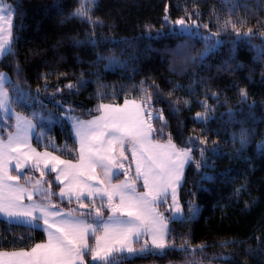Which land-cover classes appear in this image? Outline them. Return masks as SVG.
I'll return each mask as SVG.
<instances>
[{
    "label": "trees",
    "instance_id": "trees-1",
    "mask_svg": "<svg viewBox=\"0 0 264 264\" xmlns=\"http://www.w3.org/2000/svg\"><path fill=\"white\" fill-rule=\"evenodd\" d=\"M7 1L16 9L15 54L0 60V71L10 77L6 86L13 107L31 118L36 114L35 146L76 160L78 142L66 114L87 119L101 112V104L141 102L146 88L153 108L163 109L164 132L180 148H192L193 159L201 161L199 169L189 162L179 189L183 217H173L170 196L156 206L168 223L170 242L188 240L204 249H151L124 254L117 264H264V0H95L89 5L91 21L72 15L85 0ZM178 19L199 27L181 31L174 24ZM226 20L235 28L225 29ZM249 29L253 34L244 35ZM212 33L219 35L209 38ZM110 58L117 63L109 67ZM241 89L247 91L246 101ZM175 100L180 104L174 112ZM206 108L210 118L196 119ZM13 121L0 123L13 129ZM152 123L159 128V122ZM153 139L166 142L168 137ZM40 170L44 180L54 181L47 169L24 171L40 179ZM141 184L137 181V189H144ZM60 187L55 181L51 185L53 192ZM52 203L69 211L77 208L75 200L57 196ZM190 205L198 209L195 215ZM103 212L110 214L106 208ZM46 239L42 228L9 224L0 217V249L30 248ZM94 243L90 236L89 244Z\"/></svg>",
    "mask_w": 264,
    "mask_h": 264
},
{
    "label": "snow or ice",
    "instance_id": "snow-or-ice-1",
    "mask_svg": "<svg viewBox=\"0 0 264 264\" xmlns=\"http://www.w3.org/2000/svg\"><path fill=\"white\" fill-rule=\"evenodd\" d=\"M89 5L94 6L95 0H85L72 15L91 21L92 7ZM14 11L16 9L11 5H4V0H0V60L15 54L11 30ZM174 24L181 31H188L193 26L199 27L195 22L192 25L186 24L184 19H178ZM229 26L235 28L230 20H226L223 27L227 29ZM252 34L251 29L244 33L246 36ZM218 35L212 33L209 38ZM219 43L217 41L216 45L206 48L201 55H207ZM115 63V58H110L109 67ZM9 81L8 74L0 72V121H15L14 132H7L6 139L0 135V217L9 224L37 228L43 225L47 239L30 248L12 251L0 249V264H89L85 256L95 264H117L118 257L124 254L144 253L151 249L162 251L171 247L192 253L204 249V244L192 246L188 240L179 245L170 242L163 214L156 211L155 205L167 203L171 195L172 204L169 208L174 217L180 216L183 210L175 194L183 180L184 167L189 162L194 163L198 169L202 165L201 161L193 159L192 148H178L171 134L164 132L167 120L163 109L153 108L152 93L148 89H141V103L133 102L131 110L126 99L123 106L99 105L98 110L102 114L89 121L68 117L80 144L79 161L73 164L51 153H38L31 148L29 140L36 128V114L29 118L15 112L6 87ZM13 87L23 92L18 84L13 83ZM67 87L75 88L76 85L69 84ZM168 95L171 96V93ZM240 95L243 100H247L245 89H241ZM172 103L174 112L178 111L180 101ZM184 103L189 102L185 100ZM208 112L207 108L204 112H197L196 119L207 121L210 118ZM153 120L159 122V128L153 125ZM154 135H167V142L155 143L152 139ZM192 139L189 137V141ZM240 143H246L243 136ZM126 146L133 158L135 178L112 183L114 175L123 174L128 177L132 167L129 163L126 168L121 162L128 160L125 155ZM198 150L203 157L204 149ZM41 162L44 169L57 173L54 181L63 185L59 192L52 191L54 181L43 179L45 171L40 170V179L24 171L26 168L40 169ZM60 165L63 167L60 168ZM12 170L17 175H12ZM101 175L103 179H100ZM22 178L24 184L20 183ZM137 181H142L141 186L146 191L137 190ZM34 196L39 199H34ZM53 196L69 203L75 200L77 208L65 212L52 203ZM84 200L90 203L84 204ZM97 200L100 202L99 207L96 206ZM105 208L110 213L107 217L103 212ZM190 211L195 215L198 209L190 205ZM87 217H92L95 223H88ZM98 230L103 231V237L96 235ZM90 234L94 237V245L89 244ZM145 235L150 236V245L147 240H142ZM138 242L142 246L134 247Z\"/></svg>",
    "mask_w": 264,
    "mask_h": 264
},
{
    "label": "crops",
    "instance_id": "crops-1",
    "mask_svg": "<svg viewBox=\"0 0 264 264\" xmlns=\"http://www.w3.org/2000/svg\"><path fill=\"white\" fill-rule=\"evenodd\" d=\"M13 26V25H12ZM12 30V29H11ZM0 72H2V71H0ZM5 73V72H4ZM129 101V109L131 110L132 109V107H133V102H135L136 104H139V102H137L136 100H128ZM104 105H113V106H123L124 105V103H122V104H114V103H105ZM17 112V111H16ZM18 113H20V112H18ZM102 113H99L98 115H95V116H93V117H91V118H87V119H81V118H79L80 120H83V121H89V120H92V119H94L95 117H98V116H100ZM77 117V116H76ZM78 118V117H77ZM14 124H15V121H14ZM15 131V128L12 130V132H14ZM36 132H37V126H36V128L35 129H33V131H32V133H31V138H30V140H29V145L31 146V148H33V149H35L36 150V152H38V153H44V152H48V153H51L53 156H58L61 160H63V161H71L73 164H75V163H77L78 161H79V149H80V144H79V142H78V140H77V142H78V158L76 159V160H73V159H68V158H65V157H63V156H61V155H59L58 153H56V152H54V151H52V150H50V149H39V148H37L36 146H35V144L33 143V139H34V136H35V134H36ZM0 135H3V125L0 123ZM5 139L7 138V137H4ZM77 139V138H76ZM125 155L128 157V156H130L131 157V155H130V151H129V147L128 146H126L125 147ZM132 158V157H131ZM133 159V158H132ZM122 163H124V162H126V161H121ZM41 166H43V163L41 162ZM60 168H62L63 167V165H60L59 166ZM59 170V169H58ZM13 171L14 170H12L11 171V174L12 175H15L14 173H13ZM99 171V170H98ZM57 173H54V177H55V175H56ZM115 176L116 175H114L113 177H112V183H120L121 181H124L125 179H126V176L122 179V180H120V181H116L115 180ZM104 177L101 175L100 176V179H103ZM127 178H129V177H127ZM61 179H63V176L61 177ZM142 182V181H141ZM20 183L21 184H24L22 181H20ZM60 186L61 187H63V185H61L60 184ZM138 191H141V192H143V191H146L145 189H143V190H139V189H137ZM178 197H179V191H178ZM34 199H37V196H34L33 197ZM25 202L27 203L28 201L27 200H25ZM117 203H118V201H116ZM178 204L181 206V208H182V205H181V202H180V197L178 198ZM59 208H61V207H59ZM155 208H156V205H155ZM61 209H63V208H61ZM65 212H67V211H69V210H66V209H63ZM183 210V209H182ZM156 211H157V208H156ZM158 212V211H157ZM184 214V213H183ZM182 215V214H181ZM181 215L180 216H176V217H174V218H181ZM164 222L167 224V221L164 219ZM41 223V225H42V222H40ZM88 223H91V222H89V220H88ZM39 228H42L43 230H44V227H43V225L41 226V227H39ZM167 228H168V224H167ZM46 233V232H45ZM103 235H104V233H103V231H102V233L99 235V236H101V237H103ZM46 236H47V233H46ZM90 236H92L91 234L89 235V239H90ZM142 240H147L148 242H149V245L151 244V240H150V236H148V235H145L143 238H142ZM46 241V240H45ZM45 241H42V242H38V243H44ZM139 243V242H138ZM136 244L137 243H135L134 244V247L136 246ZM7 251V250H6ZM85 260H86V258H85Z\"/></svg>",
    "mask_w": 264,
    "mask_h": 264
},
{
    "label": "rangeland",
    "instance_id": "rangeland-1",
    "mask_svg": "<svg viewBox=\"0 0 264 264\" xmlns=\"http://www.w3.org/2000/svg\"><path fill=\"white\" fill-rule=\"evenodd\" d=\"M4 5H11L13 8H14V6H13V4L11 3V2H9V1H7V0H4ZM14 15H15V11L13 12V14H12V20H11V24L13 25V22H14ZM7 87V86H6ZM10 94V93H9ZM10 97H11V95H10ZM137 101V100H136ZM137 102H139V104L141 103L140 101H137ZM11 106H12V108L15 110V112L17 111L14 107H13V105L11 104ZM18 112V111H17ZM101 113V112H100ZM70 116H74V117H76V114L75 113H73V112H68L67 114H66V117L68 118V117H70ZM29 118H31V117H29ZM79 118V117H78ZM82 119V118H81ZM14 120V119H13ZM14 122V121H13ZM34 123L36 124V126H37V123H36V121L34 120ZM3 125V124H2ZM13 125H14V123H13ZM14 129V128H13ZM13 129H10L8 126H5V125H3V135H4V137H6V134H7V132H9V131H12ZM5 131V132H4ZM37 131H38V126H37ZM36 134H37V132H36ZM35 134V135H36ZM35 137V136H34ZM153 139V138H152ZM153 141L155 142V143H160V144H165L166 142H162V141H156V140H154L153 139ZM34 143V142H33ZM174 143V142H173ZM176 144V143H175ZM177 146V145H176ZM37 147V146H36ZM178 148H180L179 146H177ZM38 148V147H37ZM39 149H42V148H39ZM43 149H50V148H43ZM50 150H52V149H50ZM53 151V150H52ZM55 152V151H54ZM129 163H131L132 164V167L129 169V172H128V177L129 178H132V179H134L135 178V166H134V162H133V159L130 157V156H128V160L125 162V167H127L128 168V165H129ZM189 164V163H188ZM188 164L187 165H185V167H184V170H183V180H182V182L180 183V185H179V187H177V189H176V200H177V202H178V191H179V189H180V187H181V185H182V183H183V181H184V177H185V171H186V168H187V166H188ZM41 168H44L43 166H40ZM127 178V177H126ZM38 199V198H37ZM170 203L172 204V199H171V195H170ZM156 208H157V206H156ZM157 211H158V209H157ZM159 212V211H158ZM160 213V212H159ZM184 212L182 211V215H181V217H183V214ZM172 215H173V212H172ZM173 217H174V215H173ZM165 219V218H164ZM177 219V218H176ZM168 224V223H167ZM8 251V250H7Z\"/></svg>",
    "mask_w": 264,
    "mask_h": 264
},
{
    "label": "bare ground",
    "instance_id": "bare-ground-1",
    "mask_svg": "<svg viewBox=\"0 0 264 264\" xmlns=\"http://www.w3.org/2000/svg\"><path fill=\"white\" fill-rule=\"evenodd\" d=\"M209 138H210V137H209ZM209 138H208V139H209ZM215 138H216V137H215ZM211 139H212V138H211ZM216 141H217V140H215L214 142H216ZM217 142H218V141H217ZM215 144H216V143H215ZM209 145H210V144H209ZM220 147H221V146H220ZM217 151H218V150H217ZM147 252H148V251H147Z\"/></svg>",
    "mask_w": 264,
    "mask_h": 264
}]
</instances>
